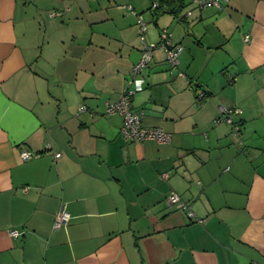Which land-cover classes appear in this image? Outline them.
I'll return each instance as SVG.
<instances>
[{
	"label": "crops",
	"instance_id": "crops-1",
	"mask_svg": "<svg viewBox=\"0 0 264 264\" xmlns=\"http://www.w3.org/2000/svg\"><path fill=\"white\" fill-rule=\"evenodd\" d=\"M128 4L0 0V264H264V0H150L152 26ZM140 16L147 41L185 48L177 68L156 50L133 97L167 143L106 112L142 57ZM222 106L242 109L239 134Z\"/></svg>",
	"mask_w": 264,
	"mask_h": 264
},
{
	"label": "built area",
	"instance_id": "built-area-1",
	"mask_svg": "<svg viewBox=\"0 0 264 264\" xmlns=\"http://www.w3.org/2000/svg\"><path fill=\"white\" fill-rule=\"evenodd\" d=\"M221 0H193V2L201 9L206 8L211 4L219 5ZM134 13H137L135 8L128 4L125 6ZM188 15H191L189 12ZM140 32L141 40L143 43V53L140 60L134 65L132 70V77L130 79L129 87L122 94L121 98L117 101H112L107 104L106 112L108 114H120L123 117V127L122 134L128 140H156L160 143L170 142L172 135L166 132L163 128L160 127H150L144 124V113L137 112L133 109V97L138 92L140 88V76L143 74L145 69L149 66L152 60L155 57L156 50L160 48H166L167 50V59L172 66L178 67L181 63V55L184 51L183 44H174L172 42L171 33L169 30L164 29L161 35V41L159 43H148L146 38V32L148 30L147 23L144 21L143 17L140 16ZM249 41V37L246 38ZM183 75V73H181ZM203 98V93L201 94ZM86 109V107H84ZM222 117L216 120V123H219L222 120H226L230 123H233V116L236 114H241L242 109L239 107H221ZM236 133L239 134L241 131L240 125H235ZM62 155L61 152L56 154L57 157ZM24 160H29L33 157V153L30 151H23L22 153ZM168 202L174 205L176 208L187 212V214L192 218L196 219V215L192 209L190 203L185 201L180 194L177 192H171L168 196ZM71 220V214L67 210H62L56 219L55 227L61 228L64 225L68 224ZM12 235L19 236V230H11Z\"/></svg>",
	"mask_w": 264,
	"mask_h": 264
},
{
	"label": "trees",
	"instance_id": "trees-1",
	"mask_svg": "<svg viewBox=\"0 0 264 264\" xmlns=\"http://www.w3.org/2000/svg\"><path fill=\"white\" fill-rule=\"evenodd\" d=\"M157 1H159V3L157 2ZM177 0H152V6H151V10L152 11H154V14H156V15H158V14H160L161 12H163L164 10H162L163 9V6L165 5V4H174V2H176ZM184 6V4L182 3V7ZM177 10H179V9H177V8H173V12H175V13H178V11ZM179 14V13H178ZM177 14V15H178ZM153 61V60H152ZM167 61H168V59H167ZM168 63L171 65V63L168 61ZM181 64V63H180ZM150 65V64H149ZM172 66V65H171ZM180 66V65H179ZM178 66V67H179ZM149 67V66H148ZM172 67H174V66H172ZM177 68V67H176ZM131 77H132V72H131ZM203 93V98H201V94ZM207 96H209V93H207L205 90H203V91H201V92H199L198 93V100H202V99H204L205 97H207ZM106 109H107V107H106ZM133 109L135 110V108H134V105H133ZM135 111H137V112H142V111H138V110H135ZM223 115L221 114V116L220 117H218L217 119H219V118H221ZM216 119V120H217ZM216 120H215V123H216ZM226 121V120H225ZM221 122V121H220ZM231 124H233L234 125V129H235V125L237 124V125H240L241 126V124L240 123H235V121H234V119H233V123H231ZM148 126V125H147ZM150 127H155V126H150ZM160 128H162V127H160ZM164 129V128H163ZM241 129H242V126H241ZM165 130V129H164ZM166 131V130H165ZM166 132H168V131H166ZM168 133H170V132H168ZM171 134V133H170ZM172 135V134H171ZM172 140V139H171ZM137 141V140H136ZM147 141H149V140H147ZM156 141V140H155ZM158 142V141H157ZM165 175H167V174H165ZM172 192H176V191H172ZM171 193V192H170ZM169 193V194H170ZM178 193V192H177ZM169 194H168V196H169ZM179 194V193H178ZM168 196H167V201H168ZM183 198V197H182ZM184 199V198H183ZM171 204V203H170ZM174 206V205H173Z\"/></svg>",
	"mask_w": 264,
	"mask_h": 264
},
{
	"label": "rangeland",
	"instance_id": "rangeland-1",
	"mask_svg": "<svg viewBox=\"0 0 264 264\" xmlns=\"http://www.w3.org/2000/svg\"><path fill=\"white\" fill-rule=\"evenodd\" d=\"M131 2V4L136 8V10L138 12H142V11H145L144 12V17H145V20L146 22H149V26H152L153 23H150V19H151V12L150 11H147V8L150 6V0H129ZM120 3L121 4H128V0H120ZM150 36L149 32L147 33V38ZM139 41L140 43L142 42L141 41V36L139 35ZM148 43H159V41L155 42V41H149L148 40ZM143 44V43H142ZM147 70L144 71V73L146 72Z\"/></svg>",
	"mask_w": 264,
	"mask_h": 264
}]
</instances>
